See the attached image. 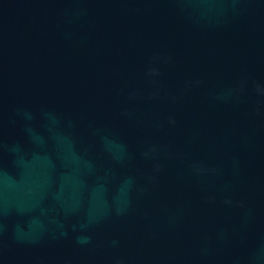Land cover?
I'll return each instance as SVG.
<instances>
[{
  "label": "water",
  "instance_id": "95a60500",
  "mask_svg": "<svg viewBox=\"0 0 264 264\" xmlns=\"http://www.w3.org/2000/svg\"><path fill=\"white\" fill-rule=\"evenodd\" d=\"M0 264H264V0H0Z\"/></svg>",
  "mask_w": 264,
  "mask_h": 264
}]
</instances>
